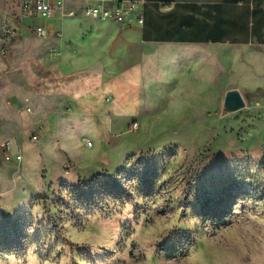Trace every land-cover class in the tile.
<instances>
[{"label":"rangeland","instance_id":"rangeland-1","mask_svg":"<svg viewBox=\"0 0 264 264\" xmlns=\"http://www.w3.org/2000/svg\"><path fill=\"white\" fill-rule=\"evenodd\" d=\"M40 25L0 51V145L23 155L0 147V182L33 188L22 209L0 189V264H264V116L157 127L149 92L119 88L121 27L72 1Z\"/></svg>","mask_w":264,"mask_h":264},{"label":"crops","instance_id":"crops-1","mask_svg":"<svg viewBox=\"0 0 264 264\" xmlns=\"http://www.w3.org/2000/svg\"><path fill=\"white\" fill-rule=\"evenodd\" d=\"M22 1L0 0V28L8 23L21 36H32V22L19 19ZM109 1L138 4L132 26L114 23L122 28L114 55L117 79L120 89L149 92L157 113L166 114L165 125L156 120L157 127L204 128L213 122L220 130L231 91L264 116V0ZM133 103L127 101L130 114ZM3 187L10 190V182H0Z\"/></svg>","mask_w":264,"mask_h":264},{"label":"built area","instance_id":"built-area-1","mask_svg":"<svg viewBox=\"0 0 264 264\" xmlns=\"http://www.w3.org/2000/svg\"><path fill=\"white\" fill-rule=\"evenodd\" d=\"M67 1L83 5V13L90 19L113 22L128 27L134 24L133 14L138 9V4L133 2L128 4L118 2L110 5L109 0H23L20 5V22L31 21V33L38 38L45 39L48 37L49 32L46 26L38 24L39 21L53 20L58 13V9H63ZM136 20L139 25H142L144 22L142 17ZM20 37V30L5 23L0 28V51L2 55H9L12 43ZM134 127H138V124H134ZM39 136L40 134L36 131L32 134V139L38 141ZM88 146L90 147L92 144L89 143ZM0 147L3 157L7 162H16L18 164L22 162L23 155L19 152L14 155L9 141H3Z\"/></svg>","mask_w":264,"mask_h":264},{"label":"bare ground","instance_id":"bare-ground-1","mask_svg":"<svg viewBox=\"0 0 264 264\" xmlns=\"http://www.w3.org/2000/svg\"><path fill=\"white\" fill-rule=\"evenodd\" d=\"M194 124V123H193ZM34 149V148H33ZM35 153V152H34ZM35 160V159H34ZM32 162L34 163V161L32 160L31 156H30V152L27 151V158H26V164H27V168L20 171L21 174H23V176L27 179L30 180L29 175L32 172ZM36 166V165H35ZM17 167V166H16ZM14 169V168H13ZM16 169V168H15ZM15 171V170H14ZM57 172V171H56ZM55 172V173H56ZM19 173V172H18ZM17 174V173H16ZM53 174V173H52ZM9 175V172H8ZM53 178V177H52ZM24 183H22L23 185ZM28 186V185H27ZM26 186V187H27ZM30 186V185H29ZM25 187V188H26ZM27 189V188H26ZM3 190V189H2ZM36 190V189H35ZM33 188L32 187H28L27 191H25L22 195H18L16 194V190L15 192H12V190H10V192H8V195L6 194L5 197L8 200L7 202L9 203L10 201L13 203V205L15 207H19L22 209V205L24 203L25 200H27L29 197H31ZM2 192V191H1ZM18 192H20V190H18ZM23 192V191H21ZM4 193V192H3ZM15 193V196H13L12 194ZM4 197V198H5ZM5 200V199H4ZM29 200V199H28Z\"/></svg>","mask_w":264,"mask_h":264},{"label":"water","instance_id":"water-1","mask_svg":"<svg viewBox=\"0 0 264 264\" xmlns=\"http://www.w3.org/2000/svg\"><path fill=\"white\" fill-rule=\"evenodd\" d=\"M246 107V100L238 91H231L227 94L225 100V109L227 112H237Z\"/></svg>","mask_w":264,"mask_h":264},{"label":"trees","instance_id":"trees-1","mask_svg":"<svg viewBox=\"0 0 264 264\" xmlns=\"http://www.w3.org/2000/svg\"><path fill=\"white\" fill-rule=\"evenodd\" d=\"M248 99H249V97H248Z\"/></svg>","mask_w":264,"mask_h":264}]
</instances>
